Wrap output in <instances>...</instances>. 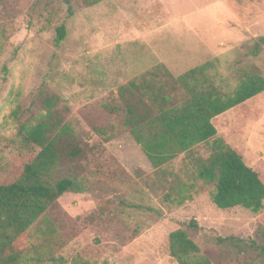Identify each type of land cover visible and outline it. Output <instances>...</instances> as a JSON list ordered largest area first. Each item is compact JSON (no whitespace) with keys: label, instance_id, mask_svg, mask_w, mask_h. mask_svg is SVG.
I'll list each match as a JSON object with an SVG mask.
<instances>
[{"label":"rangeland","instance_id":"374dc122","mask_svg":"<svg viewBox=\"0 0 264 264\" xmlns=\"http://www.w3.org/2000/svg\"><path fill=\"white\" fill-rule=\"evenodd\" d=\"M92 1L0 0V177H16L35 154L21 127L44 122L53 134L68 127L55 179H77L17 246L34 245L42 261L31 264H178L168 236L181 229L198 259L264 264V204L258 213L219 209L214 183L197 177L220 140L264 183V92L219 118L214 138L159 168L125 126L118 96L162 57L174 75L198 66L184 57L193 45L212 49L208 75L224 93L248 74L264 77V0L237 6L263 20L262 32L246 35L213 28L210 0ZM163 19L177 26L160 29ZM62 25L66 37L56 45Z\"/></svg>","mask_w":264,"mask_h":264},{"label":"trees","instance_id":"16d2710c","mask_svg":"<svg viewBox=\"0 0 264 264\" xmlns=\"http://www.w3.org/2000/svg\"><path fill=\"white\" fill-rule=\"evenodd\" d=\"M56 34L58 45L66 37L65 27L60 26ZM209 66L204 64L174 76L159 64L119 87L118 96L125 107L124 124L153 168L214 138L217 130L213 118L264 92V77L248 74L231 93H224L206 73ZM21 129L23 140L33 146L35 154L16 177H0V264L42 261L33 257L34 245L19 247L17 242L26 232L47 222L45 214L50 207L74 191L77 181L71 176L55 179L62 158L58 144L68 127L55 134L44 122L23 125ZM213 146L212 154L200 161L197 170L200 180L215 185L212 203L222 210L240 207L258 213L264 204L260 173L223 141L215 140ZM69 153L76 156L79 151ZM258 221L264 226V213ZM168 241L169 255L178 264H210L197 258L199 248L185 231L171 232ZM259 251L264 256V243Z\"/></svg>","mask_w":264,"mask_h":264},{"label":"crops","instance_id":"0c3cea01","mask_svg":"<svg viewBox=\"0 0 264 264\" xmlns=\"http://www.w3.org/2000/svg\"><path fill=\"white\" fill-rule=\"evenodd\" d=\"M210 1L214 2L217 5L216 9L209 11L207 13L209 18L212 19L211 24L213 25L212 26L213 28L217 27L218 29H221L225 33H233V34L241 33L244 35L250 33L251 31H254L255 27L257 28L256 31H258V32L263 31V30H258V28L263 27V20L256 19L255 17H252L250 15L251 13H249V14H248V12L244 13V10L237 7V6H241L243 4V2H245V1H248V2L251 1V3H253L254 0H210ZM231 5H234L235 9ZM162 23L163 24L159 27L160 29L163 28L164 26L168 27V26H175L176 25V22H170V21H167L164 19H163ZM191 25L192 24L190 23V26L189 25H187V26L189 28H193ZM153 27H158V26H153ZM167 50L168 49H166L164 51L166 52ZM186 50H188V52L185 53L184 57H190V58L193 57V58L197 59V61L199 63V65L197 64L198 66H194V68L202 66L204 64H210V66L206 70V73L208 74L210 67L213 65V62L210 61V58L213 56L212 54H210L212 49L205 46V44H202V45L188 46L186 48ZM166 55L170 56V53L167 51ZM163 59L164 58L162 57V61H160V63H159L160 65H164L165 62H163ZM178 62L179 61H176L177 65H180V66L183 65L182 63H178ZM159 64H156L153 67H155ZM215 64H217V61H215ZM191 69H193V68H191ZM189 70H187V71H189ZM171 74L174 75L173 73H171ZM174 76H178V75H174ZM249 101H250V99H249ZM243 104L240 106H236L230 110L236 109L238 107H243L244 106ZM230 110H228V111H230ZM228 111L224 112L223 114H221L219 116H216L215 118H213L211 120L213 126L217 130V134L219 132V129H217L218 128L217 123L219 122L218 119L221 118L222 116H224V114L227 113Z\"/></svg>","mask_w":264,"mask_h":264}]
</instances>
